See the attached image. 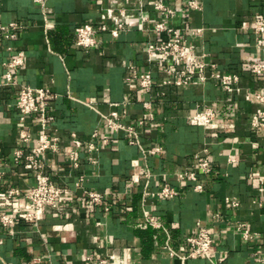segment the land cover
Returning <instances> with one entry per match:
<instances>
[{"label": "crops", "instance_id": "obj_1", "mask_svg": "<svg viewBox=\"0 0 264 264\" xmlns=\"http://www.w3.org/2000/svg\"><path fill=\"white\" fill-rule=\"evenodd\" d=\"M109 1L0 0V25L22 26L10 41L0 33V166L6 169L0 192H20L10 200L0 199V213L14 219L12 226H0V264H263L256 251L264 247V189L259 191L258 182L264 176V132L252 129L250 119L256 110L264 111V104L246 103L245 94H264V74L246 69L248 63L264 61V39L252 30L264 16V0H199V10L183 0H161L173 10L170 26L197 55H206L208 79L188 87L157 84L150 95L138 89L131 68L153 76L159 69L146 54L148 41L169 39L153 30L161 20L154 8L159 0H144L142 12L117 37L98 32L97 44L89 51L75 44L79 25L114 28L100 15ZM19 54L22 65L8 84L5 63ZM212 73L238 75L237 89L224 92L209 78ZM22 85L55 95L47 134L58 139V149L38 160L51 182L69 192L62 209L44 208L33 222L24 217L23 194L34 186V173L14 166L11 159L16 149L29 153L41 136L38 115L21 120L14 106ZM160 93L163 102L157 99ZM144 101L153 103L156 122L138 130L140 146L147 153L155 141L162 145L160 154L146 158L103 118L116 111L113 121L135 127ZM203 107L215 111L211 128L189 121ZM22 132L29 135L24 145ZM72 134L79 147L72 145ZM205 149L212 169L199 176L202 191L195 192L191 182L176 179ZM164 183L175 187V198L152 195ZM86 190L104 194L105 202L93 205L83 194ZM226 198L236 199L239 206L229 207ZM144 212L159 227L149 226ZM197 223L206 226L212 238L210 260L171 257L168 249L181 255L190 252L186 238ZM239 223L252 239L236 231ZM145 228L150 237H138L135 231Z\"/></svg>", "mask_w": 264, "mask_h": 264}, {"label": "built area", "instance_id": "obj_2", "mask_svg": "<svg viewBox=\"0 0 264 264\" xmlns=\"http://www.w3.org/2000/svg\"><path fill=\"white\" fill-rule=\"evenodd\" d=\"M34 3H43L45 0H32ZM190 9L199 10V0H183ZM144 0H110L105 9L101 12V18L103 20H109L114 24V28H108L106 25L100 23L98 28L89 24L79 25L74 29L75 44L77 47L84 51H89L97 44L96 34L109 33L113 38L117 37L120 32L126 31L131 23V19L137 14L142 12ZM155 10L159 13L161 20L153 26L154 32L166 33L169 39L163 40L159 43L151 41L147 42L146 54L150 63H156L159 65V69L155 76L150 71L139 72L134 68H131L132 77L137 80L138 89L145 94H151L153 87L157 84L162 86H175V87H188L194 83H204L208 77L206 74L207 62L206 55H197L194 50V46L186 43L180 37V33L170 26V19L173 15V10L168 7L161 0L157 1ZM22 29V26L18 23H9L0 25V33L6 40H13L16 37V32ZM255 35L264 39V16L259 17L252 27ZM202 29L196 31L200 34ZM194 33V34H196ZM22 56L19 54L10 62L5 63L7 71L5 72L6 83H12V72L20 65H22ZM213 67V66H212ZM246 69L252 74L262 75L264 74V61H255L248 63ZM211 79L216 80L221 89L226 93H232L237 89L239 83L238 75L234 73L220 74L212 73ZM129 81V79H127ZM55 95L49 90L36 89L26 85L20 86L18 98L14 104L15 108L21 115V120L24 117L32 114L38 115L41 136L37 140L36 145L26 153L25 149H16L11 156L14 166H21L26 170H31L34 173L35 184L30 187L24 194L25 199V214L24 217L27 221L33 222L37 220L39 213L44 208H52L55 210L62 209L63 204L66 202L69 192L64 188L55 186L49 176L44 171V164L38 160V156L43 155L48 151L55 152L58 149V139L56 137H49L47 130L49 124L53 118L48 114L50 103L54 99ZM157 99L160 102L165 101L164 93L157 95ZM254 100L257 103L264 104V94L246 92L245 102L251 103ZM144 113L137 120L135 127L125 126L120 122L113 121L118 117V113L115 111L108 117H103L107 122L109 128L121 131L124 138L130 145H136L146 158V155L155 156L162 152V145L159 142H154L152 147L147 151L142 150L139 141V129H144L151 123L156 122L155 115L152 113L153 103L151 101H144L141 103ZM216 118L215 111L211 107H203L197 109L193 115L189 117L191 124L203 127L211 128ZM250 126L252 129L264 132V111L262 109L256 110L251 116ZM72 136V145L76 148L80 146V142L76 139L75 135ZM22 144H26L29 140V135L26 132L20 134ZM104 143H108L109 139L104 138ZM91 148V146H90ZM207 151L204 150L203 154L195 155V162L190 167L177 175V182H191L192 190L195 192H201L202 187L198 183L199 176L207 175L211 172L212 163L210 162ZM70 158L73 162V166H77V160L73 152L70 153ZM229 162H233L234 159L229 158ZM145 175L149 176V171L145 167ZM6 175L5 167L0 166V181ZM83 178H80L76 183L78 187ZM259 191L264 189V176L259 180ZM84 196L90 203L95 206H100L105 202L106 196L104 194L94 192L91 190L83 191ZM177 191L170 183H164L157 191L152 193L160 199L171 200L176 197ZM20 192L17 189H10L6 193L0 192V199L10 200L14 196H19ZM145 197L149 196V193L143 191ZM151 196V195H150ZM225 203L231 208H237L239 203L236 199H225ZM105 213H108L107 207L103 208ZM145 222L152 227H159V224L155 221L153 216L149 212L143 213ZM216 218V217H215ZM14 223V219L11 215L0 213V226L10 227ZM236 231L245 240L252 239V235L245 229L244 224H237ZM186 242L190 247V252L187 255H181L168 249L171 257H177L181 260L189 258H203L210 260V254L212 249V238L209 234L208 228L201 223L196 224V229L193 234L186 238ZM256 255L260 257L261 262L264 264V247L256 251ZM91 264H108L106 261H98ZM132 264V263H131Z\"/></svg>", "mask_w": 264, "mask_h": 264}, {"label": "trees", "instance_id": "obj_3", "mask_svg": "<svg viewBox=\"0 0 264 264\" xmlns=\"http://www.w3.org/2000/svg\"><path fill=\"white\" fill-rule=\"evenodd\" d=\"M135 233L138 235V237L140 238H144V237H150V231L148 228L145 229H140L138 231H135Z\"/></svg>", "mask_w": 264, "mask_h": 264}]
</instances>
